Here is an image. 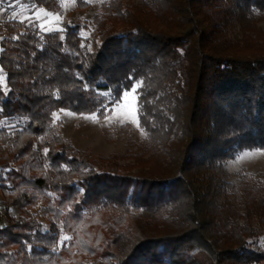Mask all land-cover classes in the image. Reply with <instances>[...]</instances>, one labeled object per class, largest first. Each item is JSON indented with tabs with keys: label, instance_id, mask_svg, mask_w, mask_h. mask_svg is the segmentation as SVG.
<instances>
[{
	"label": "trees",
	"instance_id": "trees-1",
	"mask_svg": "<svg viewBox=\"0 0 264 264\" xmlns=\"http://www.w3.org/2000/svg\"><path fill=\"white\" fill-rule=\"evenodd\" d=\"M0 36V121H19L0 128V264H264V174L225 168L264 150V0H106L83 25ZM137 83L139 151L49 135L54 113L103 119ZM40 199L62 231L31 213Z\"/></svg>",
	"mask_w": 264,
	"mask_h": 264
},
{
	"label": "rangeland",
	"instance_id": "rangeland-1",
	"mask_svg": "<svg viewBox=\"0 0 264 264\" xmlns=\"http://www.w3.org/2000/svg\"><path fill=\"white\" fill-rule=\"evenodd\" d=\"M104 1L106 0H84L88 8L78 10L75 0H58L59 10L52 13L23 0H0V25L10 21L36 30L39 34L62 31L64 25H83L90 21L99 12L100 4ZM123 1L129 5L141 3V0ZM80 35L87 38L89 31L81 29ZM134 86L138 88L139 84ZM5 88V79L2 74L0 75V89L5 90ZM18 123V120H1L0 128L13 130L17 128ZM49 135L61 136L75 150L94 158L134 153L139 151L138 147L146 138L138 121L137 96L131 95L119 107H114L103 119H98L96 115H77L60 110L53 114ZM5 154L6 147L0 143V157ZM225 168L230 183H237V174L240 171L249 176L258 177L264 174V150L239 152L232 160L225 163ZM78 191L81 189L79 188ZM46 196L55 202L56 196L53 193L46 192ZM45 206V202L40 199L36 206L31 208V213L37 215V219L44 225L45 230H50L54 222L62 231V221H56L50 213L41 211ZM11 213L17 214L14 210H11ZM61 239L64 241L70 238L63 234ZM261 247L264 248V243Z\"/></svg>",
	"mask_w": 264,
	"mask_h": 264
},
{
	"label": "snow or ice",
	"instance_id": "snow-or-ice-1",
	"mask_svg": "<svg viewBox=\"0 0 264 264\" xmlns=\"http://www.w3.org/2000/svg\"><path fill=\"white\" fill-rule=\"evenodd\" d=\"M130 95L131 96H137L138 95V90H137V88L135 86L132 89H126L120 96L113 98L110 104L103 105L102 108L99 109V111L101 113H105V112H109L114 107H119V105L124 100H126ZM137 104H139L138 101H137ZM137 112H139V108L138 107H137Z\"/></svg>",
	"mask_w": 264,
	"mask_h": 264
}]
</instances>
